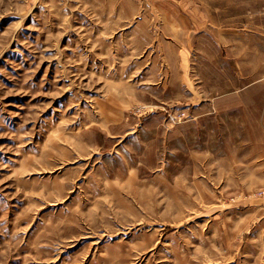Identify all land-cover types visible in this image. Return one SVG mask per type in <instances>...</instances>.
Listing matches in <instances>:
<instances>
[{
	"label": "rangeland",
	"instance_id": "1",
	"mask_svg": "<svg viewBox=\"0 0 264 264\" xmlns=\"http://www.w3.org/2000/svg\"><path fill=\"white\" fill-rule=\"evenodd\" d=\"M0 264H264V0H0Z\"/></svg>",
	"mask_w": 264,
	"mask_h": 264
},
{
	"label": "crops",
	"instance_id": "2",
	"mask_svg": "<svg viewBox=\"0 0 264 264\" xmlns=\"http://www.w3.org/2000/svg\"><path fill=\"white\" fill-rule=\"evenodd\" d=\"M249 6H250V4H248ZM177 19V20H176ZM189 19H192V18H189ZM175 20L176 21H183V24L182 23H177L176 25H175V23H172V26H174L175 25V27H178L177 28V33H182V35L184 34V36H187V35H189V38L191 39L192 38V36L193 35H197V30H195L194 28H192L191 27V25H193V24H189V25H187V23L185 22L187 19H185V20H183V19H180V18H175L173 21L175 22ZM185 22V23H184ZM171 24V23H170ZM176 29V28H175ZM174 29V30H175ZM199 31V30H198ZM176 33V34H177Z\"/></svg>",
	"mask_w": 264,
	"mask_h": 264
}]
</instances>
